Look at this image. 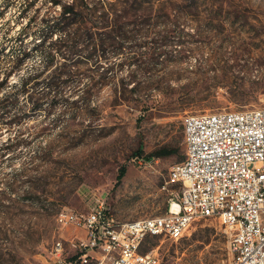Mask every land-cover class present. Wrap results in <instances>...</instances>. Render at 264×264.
I'll return each mask as SVG.
<instances>
[{"label":"rangeland","instance_id":"1","mask_svg":"<svg viewBox=\"0 0 264 264\" xmlns=\"http://www.w3.org/2000/svg\"><path fill=\"white\" fill-rule=\"evenodd\" d=\"M26 1L11 0L6 6L0 19V51L6 37L26 24L27 17L20 14ZM191 2L204 13L171 17L163 30L175 28L180 36L171 39L172 61L162 72H154V78L141 79L162 89L147 91L159 105H153L141 128L135 105L139 102H117L109 85L96 89L89 102L91 107L103 108L95 118L72 119L63 103L50 114L44 111L47 103L34 112L20 97L25 116L15 127L0 126V146L10 137L25 140L14 151L0 150V202L9 206L8 215L0 214V250L7 253L0 264H58L54 253L58 241L65 242L61 264H80L66 240L83 238L86 232L61 227L60 212H86L96 195L119 223L163 214L170 195L162 186L172 166L185 158V118L264 108V0ZM36 4L43 13L51 3L38 0ZM4 5L5 0H0L1 10ZM9 55V48L0 54L3 66ZM42 64V55L32 54L11 77V84ZM96 121L105 128L88 127ZM70 124L76 127L68 129ZM141 147L142 153L135 155ZM164 150L173 153L154 155ZM137 158L146 166H140ZM123 168L126 173L119 180ZM32 176L37 177L32 184L35 194L28 195ZM230 241L231 233L221 221L206 219L194 223L177 241L150 236L141 250H155L160 264H230ZM92 255L90 264H97L100 255Z\"/></svg>","mask_w":264,"mask_h":264},{"label":"trees","instance_id":"2","mask_svg":"<svg viewBox=\"0 0 264 264\" xmlns=\"http://www.w3.org/2000/svg\"><path fill=\"white\" fill-rule=\"evenodd\" d=\"M10 1L5 0L4 9L0 7V19ZM37 1L24 3L20 14L27 17L26 24L7 36L1 46L2 54L7 48L11 52L5 66L0 58V72L4 71L0 80L1 127H15L25 116V108L19 104L21 96L34 112L44 109L47 103L44 111L50 114L63 103L72 119L95 118L103 114V108L91 107L89 102L96 89L109 85L117 102L122 104L135 99L139 102L135 105L139 117L137 127L141 128L144 118L154 111L153 105H159L158 100H151L147 91H162L141 79L154 78V72L166 69L164 65L173 58L171 39L180 37L176 36L175 28L163 30V26L172 22L173 16L195 14L191 11L204 13L192 0L171 4L166 0H50L51 4L43 13ZM34 53L42 55V66L11 84V77ZM88 127L105 128L97 121ZM24 143L20 137H10L1 144L0 150L14 151ZM137 151L135 155L142 153V147ZM172 153V150H164L154 155L163 157ZM125 173L126 168H123L119 180ZM19 176L20 173L15 174V178ZM36 179V176L30 178L28 195L35 194L32 184ZM0 199H3L1 193ZM8 208L0 202V214L8 215ZM2 232L0 225V234ZM6 255L0 250V261Z\"/></svg>","mask_w":264,"mask_h":264},{"label":"built area","instance_id":"3","mask_svg":"<svg viewBox=\"0 0 264 264\" xmlns=\"http://www.w3.org/2000/svg\"><path fill=\"white\" fill-rule=\"evenodd\" d=\"M184 142L185 158L172 166L162 186L170 195L163 214L119 223L96 195L88 211L58 214L61 227L86 232L66 240L80 264H90L93 252L100 255L97 264H160L155 250H141L148 237L177 241L206 219L229 229L230 264H264V108L189 115ZM64 244L54 246L58 264Z\"/></svg>","mask_w":264,"mask_h":264}]
</instances>
